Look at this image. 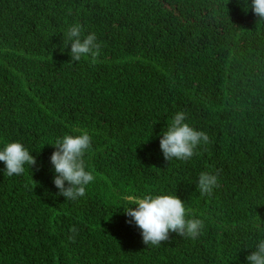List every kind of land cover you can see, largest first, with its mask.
Segmentation results:
<instances>
[{
	"label": "trees",
	"instance_id": "trees-1",
	"mask_svg": "<svg viewBox=\"0 0 264 264\" xmlns=\"http://www.w3.org/2000/svg\"><path fill=\"white\" fill-rule=\"evenodd\" d=\"M251 4L0 0V151L18 142L37 161L19 176L0 162V264H249L264 240V20ZM76 24L95 33V61H71ZM178 112L209 142L166 161ZM85 131L94 181L68 200L50 157ZM202 172L219 173L210 196ZM148 195L178 197L200 235L145 245L124 211Z\"/></svg>",
	"mask_w": 264,
	"mask_h": 264
},
{
	"label": "clouds",
	"instance_id": "clouds-1",
	"mask_svg": "<svg viewBox=\"0 0 264 264\" xmlns=\"http://www.w3.org/2000/svg\"><path fill=\"white\" fill-rule=\"evenodd\" d=\"M251 9L258 19L264 20V0H252ZM67 39L71 42L72 62H78L82 57L89 55L95 61L100 55L101 45L97 43L95 33L83 36L82 27L79 24L69 28ZM185 120V113H176L167 131L162 134L159 145L166 161L172 158L188 160L194 155V149L198 144L209 142V136L205 132L194 130L184 123ZM90 146L91 137L86 131L78 136L65 135L62 139L58 138L55 141L53 147L56 150L50 157V163L57 174L53 179L55 187L59 190L57 195L73 201L85 196V186L94 181L93 174L85 170L83 159ZM0 162L4 163L8 176L14 174L19 176L24 173L26 164L30 167L37 164L31 153L18 142L8 144L0 151ZM218 174V172L217 174L202 172L199 175L198 188L201 195L210 196L213 189L219 187ZM128 199L134 202L135 208L129 207L124 211L132 218L127 222H134L141 230L145 245L151 244L158 247L161 242L169 240L170 233L193 239L201 233L203 222L199 219H186L185 205L176 196L148 195L141 199L133 197ZM69 232L71 235L68 239L74 242L79 230L73 226ZM246 260L249 264H264V240L258 243L256 250L252 251Z\"/></svg>",
	"mask_w": 264,
	"mask_h": 264
}]
</instances>
